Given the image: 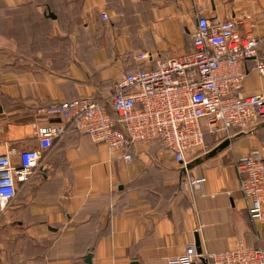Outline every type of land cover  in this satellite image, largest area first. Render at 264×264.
Wrapping results in <instances>:
<instances>
[{"label":"crops","instance_id":"obj_1","mask_svg":"<svg viewBox=\"0 0 264 264\" xmlns=\"http://www.w3.org/2000/svg\"><path fill=\"white\" fill-rule=\"evenodd\" d=\"M20 8L40 10L42 49L32 62L15 59L13 37L0 34V154L38 148L37 128L58 122L38 115L40 106L108 100L121 74L190 51L199 16L232 19L259 39L238 93L264 96L255 66L264 61V0H0V25ZM203 140L184 168L159 140L131 142L126 160L68 124L0 213V264H167L195 236L206 252L238 239L264 247V208L250 218L237 172L250 148L264 152V118L251 130L204 131Z\"/></svg>","mask_w":264,"mask_h":264},{"label":"built area","instance_id":"obj_2","mask_svg":"<svg viewBox=\"0 0 264 264\" xmlns=\"http://www.w3.org/2000/svg\"><path fill=\"white\" fill-rule=\"evenodd\" d=\"M106 17L102 12L101 18ZM258 42L254 35H241L232 19L199 16L190 51L157 60L151 69L137 66L135 71L121 74L108 100L81 98L40 106L38 115L57 117L58 122L37 128L38 148L9 149L0 154V213L16 197L18 183L29 179L43 149L68 124L73 123L81 135L106 144L113 156L126 160H131L125 150L131 142L159 140L184 168L186 151L205 146L204 131L251 130L264 118V96H241L238 92L245 73L242 62L256 55ZM135 57L144 59L148 54L140 52ZM255 66L264 75V61ZM106 101L116 118L111 117ZM237 172L250 218H261L264 152L250 148L238 161ZM203 180L194 178L191 184L198 188ZM201 258L209 264H264V247L247 246L238 239L230 248L198 253L191 245L184 254L168 257L167 264H196Z\"/></svg>","mask_w":264,"mask_h":264},{"label":"rangeland","instance_id":"obj_3","mask_svg":"<svg viewBox=\"0 0 264 264\" xmlns=\"http://www.w3.org/2000/svg\"><path fill=\"white\" fill-rule=\"evenodd\" d=\"M2 23L4 20H0ZM11 23L0 25V34L13 37L14 56L23 57L25 61L32 62L39 57V49H42L40 10L20 8L14 11ZM45 27V26H44ZM0 50L5 53L7 41L1 42ZM1 53V52H0ZM5 57V56H4ZM24 62V63H26Z\"/></svg>","mask_w":264,"mask_h":264},{"label":"water","instance_id":"obj_4","mask_svg":"<svg viewBox=\"0 0 264 264\" xmlns=\"http://www.w3.org/2000/svg\"><path fill=\"white\" fill-rule=\"evenodd\" d=\"M51 16H52V14H50ZM228 141L226 140V141H223L221 144H219L218 146H217V148H220V147H222V146H224L226 143H227ZM213 153V152H212ZM187 167H189V165H186V168ZM195 238H196V243H195V246H196V251L198 252V253H200V251H201V247H200V241H199V238L197 237V236H195ZM86 258H88V261H90L89 259V253L87 254V256H86ZM201 259H203V258H201Z\"/></svg>","mask_w":264,"mask_h":264},{"label":"trees","instance_id":"obj_5","mask_svg":"<svg viewBox=\"0 0 264 264\" xmlns=\"http://www.w3.org/2000/svg\"><path fill=\"white\" fill-rule=\"evenodd\" d=\"M108 110H109V108H108ZM109 113H110V111H109ZM167 148V147H166ZM169 150V149H168Z\"/></svg>","mask_w":264,"mask_h":264}]
</instances>
